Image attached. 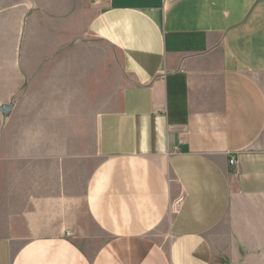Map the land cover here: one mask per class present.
Here are the masks:
<instances>
[{
  "label": "crops",
  "instance_id": "crops-1",
  "mask_svg": "<svg viewBox=\"0 0 264 264\" xmlns=\"http://www.w3.org/2000/svg\"><path fill=\"white\" fill-rule=\"evenodd\" d=\"M45 1L0 264H264V0Z\"/></svg>",
  "mask_w": 264,
  "mask_h": 264
},
{
  "label": "rangeland",
  "instance_id": "rangeland-1",
  "mask_svg": "<svg viewBox=\"0 0 264 264\" xmlns=\"http://www.w3.org/2000/svg\"><path fill=\"white\" fill-rule=\"evenodd\" d=\"M16 1L20 0H0V224L6 222L10 208L15 206L13 200H10V193L5 190L6 165L14 170L13 175H21V181L24 175L21 166L23 160L17 156L16 149L20 147L18 142L25 130L23 112L26 108L32 110L34 105L28 99L24 102L22 100L32 93L31 84L37 70L33 71L32 76L24 72L22 64L27 63L28 59L20 58V50L37 47L39 53L42 52L45 46L43 18L52 7L45 0H37V3L32 0L29 4L15 8L13 4ZM13 21L17 22L18 29L13 28ZM27 28L35 31L31 40L23 38ZM2 209H6L5 213Z\"/></svg>",
  "mask_w": 264,
  "mask_h": 264
},
{
  "label": "built area",
  "instance_id": "built-area-1",
  "mask_svg": "<svg viewBox=\"0 0 264 264\" xmlns=\"http://www.w3.org/2000/svg\"><path fill=\"white\" fill-rule=\"evenodd\" d=\"M235 163V159L234 158H231L230 160H229V165H233Z\"/></svg>",
  "mask_w": 264,
  "mask_h": 264
}]
</instances>
